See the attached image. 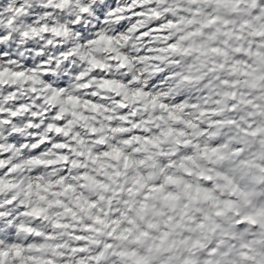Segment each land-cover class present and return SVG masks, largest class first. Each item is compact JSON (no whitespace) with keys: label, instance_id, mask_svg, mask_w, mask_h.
Segmentation results:
<instances>
[{"label":"clouds","instance_id":"clouds-1","mask_svg":"<svg viewBox=\"0 0 264 264\" xmlns=\"http://www.w3.org/2000/svg\"><path fill=\"white\" fill-rule=\"evenodd\" d=\"M0 264H264V0H0Z\"/></svg>","mask_w":264,"mask_h":264}]
</instances>
